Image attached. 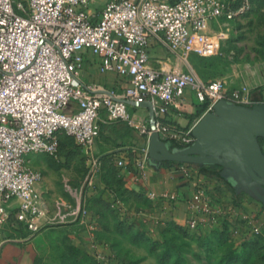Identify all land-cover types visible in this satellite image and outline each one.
I'll return each mask as SVG.
<instances>
[{
  "label": "built area",
  "instance_id": "1",
  "mask_svg": "<svg viewBox=\"0 0 264 264\" xmlns=\"http://www.w3.org/2000/svg\"><path fill=\"white\" fill-rule=\"evenodd\" d=\"M91 2L0 0V227L11 214L9 201L17 198L15 220L36 231V219L45 213L47 203L34 190L43 175L27 166L26 156L56 153L60 131L92 151L100 123L126 122L144 143L116 157L115 164L139 181L151 167L152 132L174 146L194 141L192 128L199 117L182 125L167 116L183 113L188 91L199 103L207 100L203 112L221 98L240 104L260 102L251 99L247 85L227 94L223 80H201L179 64L165 68L162 59L154 65L150 53L152 43H163L181 65H187L192 53L216 52L231 24L250 10L251 0H105L98 11ZM86 53L98 58L100 72L125 79L120 91L82 80ZM143 107L145 115L137 111ZM169 167L192 188L184 197L186 216L181 224L211 229L225 215L238 213L254 231L260 230L254 213L240 209L232 199L221 205L213 201L214 181L222 180L190 162ZM146 195L156 203L178 199L168 189H147ZM114 204L124 210L120 200ZM154 217L156 223L162 220V211ZM90 245L98 264H113L107 243L93 240Z\"/></svg>",
  "mask_w": 264,
  "mask_h": 264
},
{
  "label": "rangeland",
  "instance_id": "2",
  "mask_svg": "<svg viewBox=\"0 0 264 264\" xmlns=\"http://www.w3.org/2000/svg\"><path fill=\"white\" fill-rule=\"evenodd\" d=\"M101 1L92 0L91 8L98 11ZM231 25L216 52L192 53L188 64H183L201 80H223L227 94L238 90L241 82L264 80V0H251L250 10ZM59 134L56 153H30L26 164L41 171L50 185L45 213L55 209L60 197L68 199L60 207L69 213L64 217L52 215L34 232L27 246L29 264H91V259L98 263L90 245L93 240L109 245L113 264H264V206L257 199L245 193L240 196L251 206L248 211L254 212L259 231L245 219L228 214L211 229H191L173 219L156 226V215L138 216L130 208L123 213L117 209L110 196L113 185L109 177H104V184L92 187L95 174L104 166L99 158L106 156L97 155L108 148V141L97 149L99 135L92 151H86L63 131ZM260 144L264 145L263 139ZM110 164L116 166L112 159ZM13 222L9 216L0 232L13 236Z\"/></svg>",
  "mask_w": 264,
  "mask_h": 264
},
{
  "label": "crops",
  "instance_id": "3",
  "mask_svg": "<svg viewBox=\"0 0 264 264\" xmlns=\"http://www.w3.org/2000/svg\"><path fill=\"white\" fill-rule=\"evenodd\" d=\"M104 1L105 0L101 1V5ZM150 53L151 60L154 65H159L160 63L157 62V59H162L163 66L165 68H169L177 64L183 67L178 57L171 53L163 43H152ZM82 77V80L86 84L92 85L96 83L108 87L114 91H120L121 88L126 84L125 79L116 73L100 72L98 68V58L91 53H86L84 55ZM259 80L260 81H256V83L253 84H249L248 81L241 82L240 85L246 84L249 87L251 99H262L264 101V80ZM137 111L142 115L147 114V108L145 107L139 108ZM167 116L174 117V119H176L182 125L188 124L197 119L200 116V112L198 111V104L193 100L192 93L188 91L186 94L185 110L182 114L172 111ZM99 135L100 138H98V140L96 139L98 142L97 149L98 147H103V145H100V143L103 142L105 144V141H108V148L100 152L97 155V158H99V156L104 153H110L111 159L115 161V158L125 151L131 149L132 147L140 146L144 143V137L137 133V131H135L124 121L100 123ZM261 146L264 149V145L261 144ZM99 162H103L104 166L103 168H100L99 173L95 174L96 178L93 181L94 186L92 187L104 184L102 176H109L110 179L114 181L112 183V189H114V191H112L120 194L124 209L127 210V208H130L131 212L135 210L134 214L138 216H142V214L148 216H157V213L162 211L163 218L156 223V226H161L166 219H173L178 222H183L186 216L184 197H188L192 194V188L184 179V177L179 174V172L170 169V165H160L157 168L151 165V167L147 170L146 178L136 181L129 177L126 171L118 168L117 166H115L116 169L118 168L116 174L107 172V167L104 168L106 161H104L103 158H99ZM118 176L121 177V181L119 183H117L116 180ZM225 186V183L222 181H214V186L210 191L213 201L218 205L228 202V200L231 199L230 192L225 191ZM147 189H153L155 191L168 189L175 191L178 194V199L174 202L162 200L156 203L153 201L152 206L147 208L141 205V201L138 199L139 197L136 194L141 192L146 193ZM34 190L39 197L48 203L47 197L51 189L47 180L44 179V176L40 181L34 184ZM113 192L110 194V196L115 194ZM67 201L68 199L64 197H60V199L57 198L55 201V209L54 207L53 209L51 208L50 213H43L36 219L37 229L47 224V218H50L52 215L58 214L59 217L66 216L69 212L64 211V209L60 207V204ZM18 202L19 200L17 198H12L9 201V209L11 212L10 216L14 219V224H12L14 229L13 236H9L0 232V264H29V259L26 261L29 256L27 246L32 240L31 236L37 231V229L34 232L28 233L29 230L26 229L22 223L15 220L13 214L16 210V205ZM241 203L242 207L239 208H244L246 211L251 209V206L245 205L247 203L242 201V199ZM252 213L254 212L252 211ZM234 217L240 218V214L234 213Z\"/></svg>",
  "mask_w": 264,
  "mask_h": 264
},
{
  "label": "water",
  "instance_id": "4",
  "mask_svg": "<svg viewBox=\"0 0 264 264\" xmlns=\"http://www.w3.org/2000/svg\"><path fill=\"white\" fill-rule=\"evenodd\" d=\"M194 141L174 146L156 131L149 138V164L157 168L162 161L216 163L217 171L235 193H245L264 205V101L242 105L217 99L196 120Z\"/></svg>",
  "mask_w": 264,
  "mask_h": 264
},
{
  "label": "trees",
  "instance_id": "5",
  "mask_svg": "<svg viewBox=\"0 0 264 264\" xmlns=\"http://www.w3.org/2000/svg\"><path fill=\"white\" fill-rule=\"evenodd\" d=\"M253 101H263L262 99H252ZM206 104H207V100L206 101H204V102H201V103H199L198 104V111L200 112V113H202L203 112V110L205 109V106H206ZM240 104V103H239ZM201 105V106H200ZM242 105H248V106H250V104H242ZM126 123V122H125ZM127 124V123H126ZM60 133V132H59ZM65 135H67V136H69V137H71L70 135H68L67 133H65V132H63ZM61 135L60 134H58V141H59V147H60V142H61V137H60ZM72 138V137H71ZM73 139V138H72ZM260 139H263L264 140V138H259V142H260ZM261 145V144H260ZM59 147H58V149H59ZM261 148H262V146H261ZM262 150L264 151V149L262 148ZM106 154V156H104V157H100V158H103L104 159V161H106V165H105V167L104 168H106L107 167V172H109V173H111V174H116V172H117V170H116V168L114 167H111V164H110V162H111V155H110V153H105ZM103 155V154H102ZM102 155H100V156H102ZM174 163H176V161H162L161 162V164L160 165H162V164H166V165H172V164H174ZM192 164H194L201 172H203V173H205L207 176H209V177H211V178H213V179H217V180H222V181H224V183L229 187V189L231 190V199H232V201H233V203L237 206V207H242V203H241V198H240V196L243 194V193H235L234 192V190H233V188L230 186V184L227 182V181H225L220 175H218V173H217V171L220 169V165H218V164H216V163H206V164H196V163H192ZM118 169V168H117ZM104 177H109V176H102V179H104ZM109 179H110V177H109ZM111 180V179H110ZM117 183H119L120 181H121V177L120 176H118L117 177ZM114 181L113 180H111V182L109 183V184H112ZM113 191H114V189H112ZM112 191V192H113ZM113 193H115V192H113ZM138 194H140L141 195V205L142 206H145V207H151L152 206V201L147 197V195H146V193H138ZM112 198H113V201L115 200V199H118V200H122V197L120 196V194L119 193H115V194H113V196H112ZM262 204V203H261ZM262 206H264L263 204H262ZM118 209V208H117ZM241 209V208H240ZM242 210H244V208L242 209ZM170 220H168V221H166V223L167 222H169ZM173 222H175L174 220H172ZM177 224V223H176ZM178 226H180L179 224H178ZM215 231V229H213V230H211L210 232H214ZM91 264H98L94 259H91Z\"/></svg>",
  "mask_w": 264,
  "mask_h": 264
}]
</instances>
